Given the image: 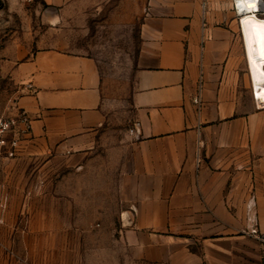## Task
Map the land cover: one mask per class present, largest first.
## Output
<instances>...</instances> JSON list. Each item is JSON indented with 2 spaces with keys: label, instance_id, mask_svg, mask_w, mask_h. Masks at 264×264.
<instances>
[{
  "label": "crops",
  "instance_id": "obj_1",
  "mask_svg": "<svg viewBox=\"0 0 264 264\" xmlns=\"http://www.w3.org/2000/svg\"><path fill=\"white\" fill-rule=\"evenodd\" d=\"M107 1L42 0L73 13ZM134 2L129 125L94 56L31 29L0 49L31 118L0 167L1 238L21 253L6 264H263L264 107L231 1Z\"/></svg>",
  "mask_w": 264,
  "mask_h": 264
},
{
  "label": "rangeland",
  "instance_id": "obj_2",
  "mask_svg": "<svg viewBox=\"0 0 264 264\" xmlns=\"http://www.w3.org/2000/svg\"><path fill=\"white\" fill-rule=\"evenodd\" d=\"M225 11L239 29V16L232 5ZM138 24L134 0H109L75 13L56 10L42 0H0V49L19 37L26 40L23 34L31 29L42 45H46L47 35L53 36L56 47L94 56L102 76L103 94L115 110L113 117L119 122L126 117L129 125L128 101L139 41ZM23 87L15 79L0 75V115L17 113ZM6 254L16 262L21 253L14 246L4 245L0 230V264H6Z\"/></svg>",
  "mask_w": 264,
  "mask_h": 264
},
{
  "label": "built area",
  "instance_id": "obj_3",
  "mask_svg": "<svg viewBox=\"0 0 264 264\" xmlns=\"http://www.w3.org/2000/svg\"><path fill=\"white\" fill-rule=\"evenodd\" d=\"M231 5L237 16L241 13H250L264 18V0H251L249 4L246 0H231ZM202 25L204 23L202 22ZM204 39L202 34L201 40ZM202 80L198 78L196 91L192 98V103L197 112L202 106ZM252 96L257 107H264V98L260 95V90L254 86L251 79ZM131 131V130H130ZM31 139V118L23 109H19L13 115H0V167L9 160L15 159L24 143ZM255 222V221H254ZM262 246V260L264 264V231L256 235Z\"/></svg>",
  "mask_w": 264,
  "mask_h": 264
},
{
  "label": "bare ground",
  "instance_id": "obj_4",
  "mask_svg": "<svg viewBox=\"0 0 264 264\" xmlns=\"http://www.w3.org/2000/svg\"><path fill=\"white\" fill-rule=\"evenodd\" d=\"M249 4L251 0H246ZM254 86L264 98V18L241 13L239 19Z\"/></svg>",
  "mask_w": 264,
  "mask_h": 264
}]
</instances>
